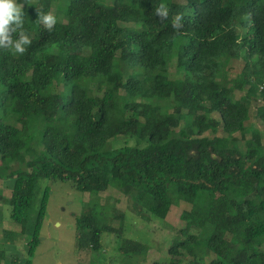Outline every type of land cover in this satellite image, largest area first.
Returning a JSON list of instances; mask_svg holds the SVG:
<instances>
[{
    "label": "trees",
    "instance_id": "16d2710c",
    "mask_svg": "<svg viewBox=\"0 0 264 264\" xmlns=\"http://www.w3.org/2000/svg\"><path fill=\"white\" fill-rule=\"evenodd\" d=\"M17 3L32 43L22 56L0 50V176L13 179L3 200L31 238L26 260L13 257L10 264H32L35 256L50 186L32 227L28 210L42 178L90 193L76 218L77 247L100 252L111 234L117 254L149 252L142 238L130 236L124 211L113 206L104 213L101 194L114 188L151 219L190 205L168 263L153 264H264V143L258 129L248 136L247 127L252 103L264 101V0ZM160 3L169 9L165 21L155 15ZM37 10L56 16L51 33L36 23ZM177 14L179 33L172 28ZM237 59L243 66L232 75ZM173 61L184 70L181 78L168 74ZM258 116L264 123V109ZM221 127L226 139L217 135ZM121 135L136 144L106 148ZM14 154L28 170L8 172ZM248 220L258 223L246 228ZM5 257L0 250V261ZM111 260L117 264V255Z\"/></svg>",
    "mask_w": 264,
    "mask_h": 264
},
{
    "label": "rangeland",
    "instance_id": "374dc122",
    "mask_svg": "<svg viewBox=\"0 0 264 264\" xmlns=\"http://www.w3.org/2000/svg\"><path fill=\"white\" fill-rule=\"evenodd\" d=\"M111 3V1L109 2ZM232 75L240 71L243 66L241 59L235 60L232 63ZM128 73L131 72L127 69ZM184 70H180L175 61L170 64L168 74L172 78H181ZM94 89V84L91 85ZM57 90H63V86L59 85ZM246 90H237L234 98L240 99L245 95ZM264 109V101H254L250 109V117L247 121L248 136L253 129H258L262 134L264 143V123L259 118L258 114ZM212 117L219 118L218 113H213ZM184 126V122L182 123ZM209 137L214 136L212 132H207ZM221 138L226 139L227 134L223 131L222 127L217 133ZM135 145L136 141L131 137L118 136L111 139L107 143V149L113 147H120L124 144ZM38 142L35 140L31 145L37 147ZM142 144V143H141ZM43 149L37 148L38 152ZM21 154H14L11 157L9 170L14 169H27L25 163H19ZM0 173L4 172V163L0 158ZM13 179L11 177L0 176V250H4L6 257L0 261V264H10L13 257H18L19 261H25L27 258V243L31 238L30 232L22 233L21 225L14 222L11 217V206L4 200L5 197L9 198ZM46 186H50L49 201L47 206V213L44 221V226L41 231L39 245L37 247L35 256L32 258V264H80V263H110L112 264L111 257L117 255V264H153L156 261L168 263L170 255L168 248L176 234L179 233L182 227H185V221L181 218L184 209H189L190 205L181 202L178 205H173L168 216L165 220L151 219L146 215L139 214L131 203L129 198L122 192L110 188L101 194V203L106 206L104 213L110 207L116 206L127 215L129 222L130 236L134 238H142L147 244L150 245L149 252L145 257H132L125 254H117V239L111 234H104L103 240L106 243L105 249L100 252H95L89 247L80 248L76 246V218L82 214L83 210L88 205L91 198L89 192H83L74 187L71 181L53 180L49 178H42L38 183V191L34 198L33 206L28 210L30 219V227L38 213L41 203V198ZM4 199V200H3ZM94 208L99 212L102 207L100 203H95ZM239 216L240 209L236 208L234 211ZM99 216H102L100 213ZM246 228L256 225L258 221H246ZM115 224L120 225V221L116 220ZM5 229L12 232H6ZM215 255L211 254V258ZM187 260V259H185Z\"/></svg>",
    "mask_w": 264,
    "mask_h": 264
},
{
    "label": "clouds",
    "instance_id": "9594fccd",
    "mask_svg": "<svg viewBox=\"0 0 264 264\" xmlns=\"http://www.w3.org/2000/svg\"><path fill=\"white\" fill-rule=\"evenodd\" d=\"M24 5L17 0H0V50L10 52L12 55H24L31 46V39L24 28ZM155 15L160 21L169 17V9L164 3L155 8ZM183 16L177 14L172 20V28L179 33L184 27L181 22ZM36 23L42 24L51 33L57 24L56 16L37 10Z\"/></svg>",
    "mask_w": 264,
    "mask_h": 264
},
{
    "label": "built area",
    "instance_id": "2783aa9c",
    "mask_svg": "<svg viewBox=\"0 0 264 264\" xmlns=\"http://www.w3.org/2000/svg\"><path fill=\"white\" fill-rule=\"evenodd\" d=\"M259 88H260V91L264 92V78H263Z\"/></svg>",
    "mask_w": 264,
    "mask_h": 264
}]
</instances>
